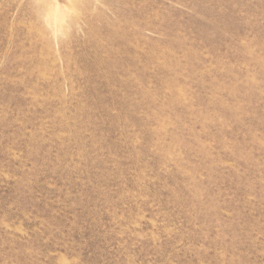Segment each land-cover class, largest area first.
Here are the masks:
<instances>
[{"label":"rangeland","instance_id":"obj_1","mask_svg":"<svg viewBox=\"0 0 264 264\" xmlns=\"http://www.w3.org/2000/svg\"><path fill=\"white\" fill-rule=\"evenodd\" d=\"M0 264H264V0H0Z\"/></svg>","mask_w":264,"mask_h":264}]
</instances>
